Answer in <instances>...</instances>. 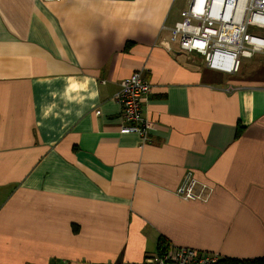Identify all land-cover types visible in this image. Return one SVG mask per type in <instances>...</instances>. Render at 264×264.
Instances as JSON below:
<instances>
[{
	"label": "crops",
	"instance_id": "0c3cea01",
	"mask_svg": "<svg viewBox=\"0 0 264 264\" xmlns=\"http://www.w3.org/2000/svg\"><path fill=\"white\" fill-rule=\"evenodd\" d=\"M186 7L0 0V264H151L161 238L264 257V56L208 68L171 40ZM135 71L147 141L120 131ZM188 170L208 201L176 195Z\"/></svg>",
	"mask_w": 264,
	"mask_h": 264
},
{
	"label": "built area",
	"instance_id": "2783aa9c",
	"mask_svg": "<svg viewBox=\"0 0 264 264\" xmlns=\"http://www.w3.org/2000/svg\"><path fill=\"white\" fill-rule=\"evenodd\" d=\"M186 2L180 20L171 29V40L181 51L199 55L208 68L230 74L239 72L243 59L257 54L264 56V0ZM151 92L152 84L142 71H135L121 82L116 94L121 105V133H135L143 141L149 140L153 123L145 116L143 104ZM213 190L188 170L175 193L183 200L206 202ZM220 259L217 253L168 245L164 252L147 261L151 264H216Z\"/></svg>",
	"mask_w": 264,
	"mask_h": 264
},
{
	"label": "trees",
	"instance_id": "16d2710c",
	"mask_svg": "<svg viewBox=\"0 0 264 264\" xmlns=\"http://www.w3.org/2000/svg\"><path fill=\"white\" fill-rule=\"evenodd\" d=\"M168 247L167 241L164 238L159 240L160 253L164 252ZM216 264H264V257L255 259H234L228 257H221Z\"/></svg>",
	"mask_w": 264,
	"mask_h": 264
},
{
	"label": "rangeland",
	"instance_id": "374dc122",
	"mask_svg": "<svg viewBox=\"0 0 264 264\" xmlns=\"http://www.w3.org/2000/svg\"><path fill=\"white\" fill-rule=\"evenodd\" d=\"M255 33H261L260 31H258V30H253ZM255 59H257V57L256 56H254L253 58H251V59H243L242 60V65H241V71H246V68L249 70L250 68H248V66L250 67L251 66V64H252V62H254V60ZM241 71H240V73H241ZM240 73H238L237 74V76H241V74Z\"/></svg>",
	"mask_w": 264,
	"mask_h": 264
}]
</instances>
